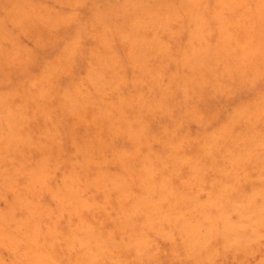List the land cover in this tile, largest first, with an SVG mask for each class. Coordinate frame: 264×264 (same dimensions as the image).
Wrapping results in <instances>:
<instances>
[{
  "label": "rangeland",
  "instance_id": "rangeland-1",
  "mask_svg": "<svg viewBox=\"0 0 264 264\" xmlns=\"http://www.w3.org/2000/svg\"><path fill=\"white\" fill-rule=\"evenodd\" d=\"M0 264H264V0H0Z\"/></svg>",
  "mask_w": 264,
  "mask_h": 264
}]
</instances>
